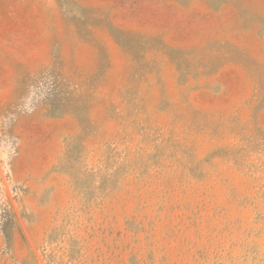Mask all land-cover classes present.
<instances>
[{"label":"rangeland","instance_id":"374dc122","mask_svg":"<svg viewBox=\"0 0 264 264\" xmlns=\"http://www.w3.org/2000/svg\"><path fill=\"white\" fill-rule=\"evenodd\" d=\"M0 264H264V0H0Z\"/></svg>","mask_w":264,"mask_h":264}]
</instances>
